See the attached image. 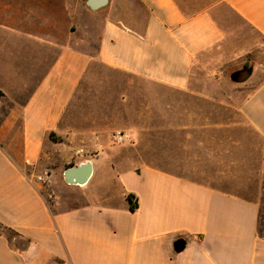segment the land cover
<instances>
[{"label":"crops","instance_id":"1","mask_svg":"<svg viewBox=\"0 0 264 264\" xmlns=\"http://www.w3.org/2000/svg\"><path fill=\"white\" fill-rule=\"evenodd\" d=\"M263 50L264 0H0V264H264Z\"/></svg>","mask_w":264,"mask_h":264},{"label":"water","instance_id":"2","mask_svg":"<svg viewBox=\"0 0 264 264\" xmlns=\"http://www.w3.org/2000/svg\"><path fill=\"white\" fill-rule=\"evenodd\" d=\"M107 3V0H86V5L91 9H97L104 6ZM249 75V70L243 68L241 70L235 71L231 74L230 79L235 82L242 81L246 79ZM185 241L182 238L177 239L174 242L175 251H181L184 247Z\"/></svg>","mask_w":264,"mask_h":264},{"label":"rangeland","instance_id":"3","mask_svg":"<svg viewBox=\"0 0 264 264\" xmlns=\"http://www.w3.org/2000/svg\"><path fill=\"white\" fill-rule=\"evenodd\" d=\"M258 61L264 67V50L263 52L255 58V61Z\"/></svg>","mask_w":264,"mask_h":264},{"label":"trees","instance_id":"4","mask_svg":"<svg viewBox=\"0 0 264 264\" xmlns=\"http://www.w3.org/2000/svg\"><path fill=\"white\" fill-rule=\"evenodd\" d=\"M133 197L134 196L132 194H128V199L131 201V207L132 208L136 207V205H137L136 201L135 202H132V198Z\"/></svg>","mask_w":264,"mask_h":264},{"label":"built area","instance_id":"5","mask_svg":"<svg viewBox=\"0 0 264 264\" xmlns=\"http://www.w3.org/2000/svg\"><path fill=\"white\" fill-rule=\"evenodd\" d=\"M120 135H121V133L118 132V133H117L118 138H120ZM38 179H40V178L38 177Z\"/></svg>","mask_w":264,"mask_h":264}]
</instances>
